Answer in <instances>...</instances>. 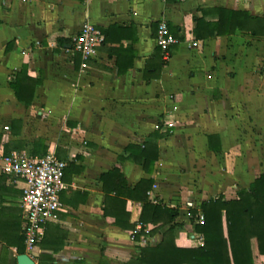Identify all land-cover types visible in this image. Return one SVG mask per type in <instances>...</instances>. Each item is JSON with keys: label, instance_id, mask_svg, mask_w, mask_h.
Instances as JSON below:
<instances>
[{"label": "crops", "instance_id": "0c3cea01", "mask_svg": "<svg viewBox=\"0 0 264 264\" xmlns=\"http://www.w3.org/2000/svg\"><path fill=\"white\" fill-rule=\"evenodd\" d=\"M160 21L181 40L145 80ZM85 23L111 32L81 68L71 38ZM119 44L135 51L120 74ZM21 69L40 80L29 106L10 88ZM37 139L67 167L63 209L35 264H127L135 255L130 229L103 214L100 176L113 168L127 187L152 179L153 195L178 210L177 238L196 235L189 209L233 199L264 173V0H0V156L4 144L28 150ZM143 143L158 148L150 174L127 159L126 148ZM22 186L0 172V264L20 255ZM150 237L159 241L160 231Z\"/></svg>", "mask_w": 264, "mask_h": 264}, {"label": "trees", "instance_id": "16d2710c", "mask_svg": "<svg viewBox=\"0 0 264 264\" xmlns=\"http://www.w3.org/2000/svg\"><path fill=\"white\" fill-rule=\"evenodd\" d=\"M123 29L128 31L129 28ZM110 32L111 28L102 31L104 41L109 40ZM170 33L176 38L174 32ZM178 40H181V37H178ZM120 41L118 40V43ZM130 42L134 44L136 37L132 36ZM117 50L116 65L120 74L131 67L135 51L131 45L123 49L120 44ZM170 55L171 49L168 57ZM164 61L163 53L156 47L144 69L143 78L150 80L158 77ZM38 84L39 79L30 78L25 69H21L10 82V88L18 101L29 106L33 97L32 89ZM166 134L165 130L161 137ZM157 136V133H153L150 137L158 138ZM24 146L20 141L4 144L3 155L11 151L25 150ZM26 151L31 157L42 156L46 154L48 147L43 140L37 139ZM126 151L129 153L128 160L141 163L147 174L152 172L158 159V148L155 144L129 145ZM100 181L104 193L105 216L113 217L117 226L130 229V233L140 224L143 229L148 225L153 227L144 235L152 236L159 231L161 234L158 242L146 246L138 242L142 234L137 235L134 240L137 244L135 255L127 264H261V257L264 256V173L255 178L248 188L239 190L233 199L225 200L219 196L201 202L197 209H189V221L193 224L194 233L201 239L177 238L174 229L177 225L175 220L179 214L178 210L167 207L153 195L152 179H141L134 186L127 187L123 175L113 168L102 174ZM128 203L132 206L131 209L126 207ZM199 213L204 217L203 224L197 222ZM130 221L132 224H129ZM165 227L167 228L161 231ZM46 230L47 225L40 241H43L42 247L48 242L45 238ZM20 240L22 245L18 247L17 252L25 254L23 235ZM38 244L34 251L37 250ZM43 258L42 254L36 257L37 261L45 260Z\"/></svg>", "mask_w": 264, "mask_h": 264}, {"label": "built area", "instance_id": "2783aa9c", "mask_svg": "<svg viewBox=\"0 0 264 264\" xmlns=\"http://www.w3.org/2000/svg\"><path fill=\"white\" fill-rule=\"evenodd\" d=\"M129 2H139L144 0H126ZM164 1V0H161ZM183 2L185 0H176ZM104 36L101 30L91 24L85 23L77 34L71 38V46L74 54L79 56L81 68L87 66V62L96 57L98 48L104 44ZM179 41L170 33L167 24L160 21L155 35V46L163 53V58L167 59L172 46ZM196 42L188 43V48H195ZM176 106L172 110L175 111ZM168 129H172L173 123L166 124ZM4 131H8L9 127L4 126ZM67 164L60 160L55 149L47 151L42 156L31 157L27 151H11L6 155L0 156V172L18 178L22 181V196L20 208L23 212V238L25 254L32 259L36 257L34 251L35 246L42 240L44 236L45 226L49 222L57 220V214L63 209L60 202V193L65 190L66 186L63 182L65 169ZM156 186L153 185L152 189ZM197 222L203 224L204 217L199 213ZM142 232V233H141ZM149 229H144L137 224L130 233V240L134 242L137 235L139 244L142 246L151 245V237L144 235ZM198 237L197 235L191 238ZM201 239L200 237H198Z\"/></svg>", "mask_w": 264, "mask_h": 264}, {"label": "water", "instance_id": "95a60500", "mask_svg": "<svg viewBox=\"0 0 264 264\" xmlns=\"http://www.w3.org/2000/svg\"><path fill=\"white\" fill-rule=\"evenodd\" d=\"M17 264H35L33 259L27 254H20L16 257Z\"/></svg>", "mask_w": 264, "mask_h": 264}, {"label": "rangeland", "instance_id": "374dc122", "mask_svg": "<svg viewBox=\"0 0 264 264\" xmlns=\"http://www.w3.org/2000/svg\"><path fill=\"white\" fill-rule=\"evenodd\" d=\"M24 151H26V150H24ZM147 228L150 229L149 226H148ZM151 242H152V244H155L156 242H158V240H154V239L152 240V239H151ZM261 263H262V262H261Z\"/></svg>", "mask_w": 264, "mask_h": 264}]
</instances>
